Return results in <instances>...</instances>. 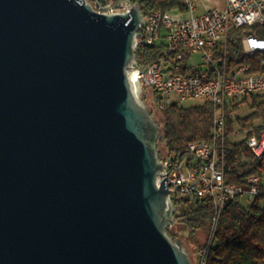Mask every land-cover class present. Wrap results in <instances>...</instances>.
<instances>
[{
    "label": "water",
    "instance_id": "obj_1",
    "mask_svg": "<svg viewBox=\"0 0 264 264\" xmlns=\"http://www.w3.org/2000/svg\"><path fill=\"white\" fill-rule=\"evenodd\" d=\"M140 3L0 0V264H195L137 78Z\"/></svg>",
    "mask_w": 264,
    "mask_h": 264
},
{
    "label": "built area",
    "instance_id": "obj_2",
    "mask_svg": "<svg viewBox=\"0 0 264 264\" xmlns=\"http://www.w3.org/2000/svg\"><path fill=\"white\" fill-rule=\"evenodd\" d=\"M84 1V0H79ZM98 5V12H129L136 3L124 11H112V0H86ZM187 14L152 9L145 15V22L137 32L138 46L157 44L156 59L137 71V78L146 88L150 86L156 94L157 109H163L174 102L188 99H203L220 106L213 119L212 140H195L188 145L191 158L166 155L162 159L165 167L164 182L171 195L185 198H210L216 213L205 244L195 250V264H203V255L209 253L220 211L231 200H240L248 195L250 203L262 206L264 203V179L258 173L251 174L245 182L229 183L225 179V156L220 151L226 137L227 119L235 118L238 109L234 104L252 94L264 97V73L250 71V65L241 63L230 70L220 65L213 57V50L226 38L231 26L244 24L264 25V0H227L223 8L207 7L197 12L199 0H183ZM246 53L258 52L264 46V37L255 34L242 39ZM200 54V59L195 58ZM188 67L200 69L192 73ZM264 126V113L261 116ZM236 130L234 133H238ZM253 153L264 157V128L258 135L247 140Z\"/></svg>",
    "mask_w": 264,
    "mask_h": 264
},
{
    "label": "trees",
    "instance_id": "obj_3",
    "mask_svg": "<svg viewBox=\"0 0 264 264\" xmlns=\"http://www.w3.org/2000/svg\"><path fill=\"white\" fill-rule=\"evenodd\" d=\"M140 6L144 15H148L152 9L162 8L180 12L183 17L188 9L183 0H140ZM248 34L264 37V25L255 23L231 26L226 38L213 50L214 59L227 70L245 63L250 65V71L264 73V53L249 54L243 49L242 39ZM158 54L157 44L139 45L136 50L138 66H148ZM188 68L192 73L200 72V69ZM250 96V111L227 119L226 137L220 151L225 156V179L229 183L245 182L254 173L264 179V157H257L247 144L250 136L258 135L264 128L261 124L264 97L260 94ZM154 107L156 112L152 114L161 128V137L157 142L160 157V144L164 145L167 155L190 159V142L212 140L213 119L220 109L218 104L211 101L196 105L174 102L163 109H157L156 104ZM229 107L240 108V103L226 104V109ZM236 129L245 133L240 140L232 137ZM172 199L176 211L169 233L173 237H180L174 229L175 225L187 230L194 242L193 247L187 244L186 247L195 263L196 248L206 243V240H196L195 236L200 230H211L216 213L214 202L210 198H185L179 195H173ZM208 257L209 264H264V205L249 203L245 206L238 199L229 201L219 213Z\"/></svg>",
    "mask_w": 264,
    "mask_h": 264
},
{
    "label": "rangeland",
    "instance_id": "obj_4",
    "mask_svg": "<svg viewBox=\"0 0 264 264\" xmlns=\"http://www.w3.org/2000/svg\"><path fill=\"white\" fill-rule=\"evenodd\" d=\"M210 3H212V5H215L216 2H218V0H208ZM224 0H220L221 4L223 3ZM199 6L202 8L204 6V3L202 1L199 2ZM199 7V8H200ZM195 58L200 59L201 55L200 54H195L194 55ZM145 100L148 103V105L150 106V108L152 109V113L156 112L154 104H155V99H154V93H153V89L150 86H147L145 88ZM251 96H248L247 99H245L244 101L241 102V106L238 109V114L239 115H245L250 111V103H251ZM203 99H199V98H195V99H188L183 101L182 103L184 105H196L199 103H202ZM155 116V115H154ZM238 130V129H236ZM235 130V131H236ZM245 136V133L242 131H239L238 133H234L232 135V137L235 140H240ZM160 152L163 158L164 156L167 155L166 149L164 147L163 144H160ZM240 201L243 205L247 206L249 205L250 201L248 199V195H244L240 197ZM175 231H178L180 238L183 240L185 246L186 244L193 247V242L194 239L190 236V234L187 232V230H184L183 227H180L178 225H175L174 227ZM210 231L208 232L207 230H200L197 235L195 236L196 240L200 241V242H204L205 240H207L208 236H209Z\"/></svg>",
    "mask_w": 264,
    "mask_h": 264
},
{
    "label": "bare ground",
    "instance_id": "obj_5",
    "mask_svg": "<svg viewBox=\"0 0 264 264\" xmlns=\"http://www.w3.org/2000/svg\"><path fill=\"white\" fill-rule=\"evenodd\" d=\"M136 0H112L111 10L112 11H124L125 8L132 6ZM92 7L98 11V5H92ZM258 52L264 53V46H258ZM264 203L262 204V206ZM209 253L203 255V264H209Z\"/></svg>",
    "mask_w": 264,
    "mask_h": 264
},
{
    "label": "crops",
    "instance_id": "obj_6",
    "mask_svg": "<svg viewBox=\"0 0 264 264\" xmlns=\"http://www.w3.org/2000/svg\"><path fill=\"white\" fill-rule=\"evenodd\" d=\"M200 1H202L204 3V6L202 8L199 6L200 8L198 7L197 12H202V11L206 10L207 7L223 8V7H225L227 0H224L222 4H221L220 0H218V2H216L215 5H212V3H210L208 0H199V2ZM199 2H198V5H199Z\"/></svg>",
    "mask_w": 264,
    "mask_h": 264
}]
</instances>
